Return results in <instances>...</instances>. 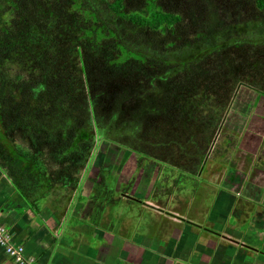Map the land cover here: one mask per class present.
Returning a JSON list of instances; mask_svg holds the SVG:
<instances>
[{
	"label": "trees",
	"instance_id": "16d2710c",
	"mask_svg": "<svg viewBox=\"0 0 264 264\" xmlns=\"http://www.w3.org/2000/svg\"><path fill=\"white\" fill-rule=\"evenodd\" d=\"M220 1L182 0L187 9L179 13L171 0H0V142L20 128L27 133L35 130L49 141L71 142L62 159L76 154L87 158L82 145L93 143L96 125L105 130L124 128L136 140L141 127L156 118H168L179 98L196 102L198 86L193 78L207 92L217 91L212 94L213 103L221 101L222 93L230 99L234 89L226 84L238 81V66L232 64L235 50L264 46V0H242L258 11V41L240 38L239 27L247 21H231L220 12ZM203 47L211 49L203 59L173 67L171 49ZM72 48H76L78 62L69 72L72 68L66 70L62 61L69 60ZM83 49L99 57L107 50L108 61L89 62ZM16 57L22 59L24 71L33 68L41 75L30 81L21 74L5 76L2 67ZM211 57L217 63L214 71L206 67ZM130 63L146 66L140 81L115 93L109 106L105 102L96 105L99 94L106 98L103 85L123 76ZM93 65H98V72H92ZM54 74L60 86L52 82ZM205 107L212 110L211 102ZM14 143L5 150L0 147V152L4 150L0 160L12 164L9 170L22 177L23 184L25 169H31L25 188L40 199L49 193L47 187L53 189L48 173L53 168L41 153ZM137 153L147 154L144 148Z\"/></svg>",
	"mask_w": 264,
	"mask_h": 264
},
{
	"label": "rangeland",
	"instance_id": "374dc122",
	"mask_svg": "<svg viewBox=\"0 0 264 264\" xmlns=\"http://www.w3.org/2000/svg\"><path fill=\"white\" fill-rule=\"evenodd\" d=\"M181 1L170 2L179 13L187 9L182 7ZM253 7L250 2L242 0H223L219 3L220 12L231 21H247V25L239 27L240 38L258 41L260 39L256 29L258 11ZM182 37L185 39L187 35L183 32ZM177 44L179 45L178 42ZM251 49L235 50L236 58L232 59V64L238 66V81H228V84L227 81L224 82L227 87L234 89L230 99L220 92L221 101L218 104L213 103L212 94L217 91L207 92L202 85L199 86L198 80L193 78L198 86L199 98L196 102L192 101L190 104L187 98H179L178 107L171 109L168 118L159 117L147 127H141L136 140L131 137V132L124 128L116 130L108 126L105 130L96 125L92 130L93 143L82 145V149L89 153L88 157L76 154L62 159L61 155L70 148L71 142L60 139L49 141L35 130L27 133L20 128L1 141L0 147L5 150L9 146H15L16 142L22 144L24 149H34L44 156L43 160L53 168L48 172L53 186V189L46 188V191L49 190V200L55 198L57 203L59 201L69 203L72 200V203L75 201L84 205L95 203L97 205L95 210L104 208L110 217H113L115 212L117 220H128V217H131L135 222L141 208L139 202L144 199L143 194H147L150 184H153L158 176L161 178L159 185L167 186L172 183L173 177L167 174L170 171L176 174L181 172L184 177L195 178L200 172L206 171L212 173L209 179L218 180L220 173L229 169L228 162L235 164L241 162L242 168L247 169L246 156L252 158L254 170H264V46ZM70 51L69 60L62 61V64L66 70L71 67L69 72H72L78 58L76 48ZM82 51L84 58L90 56L89 62L100 61L102 58V61H108L107 50L104 51L103 57L92 55L90 50ZM210 51L208 47L171 49L168 55L173 67H178L185 62L199 61ZM39 56L42 58V55ZM20 60L22 59L16 57L12 61H6L8 63L2 67L3 74L10 78L21 74L29 79L28 81L36 80L35 78L41 75V71L33 68L24 71L20 67L23 66ZM216 64L211 57L206 67L214 71ZM96 66L98 65H93L95 69L92 72L99 71ZM145 67L139 63H130L126 66L123 76L110 79L111 83L107 87L103 85L102 90L106 98L99 94L96 105L105 102L109 106L115 93L127 88L131 82L140 81ZM100 71L107 72L104 68ZM52 76V82L60 86L57 74ZM183 78L184 75L178 80ZM214 78L219 81L223 79ZM210 102L212 110L205 107ZM216 111L220 114H215ZM12 118L13 116L9 121L12 122ZM93 118L97 122L96 115ZM143 148L147 154H138L137 151ZM7 155L10 156L9 153ZM59 157L61 161H58ZM1 163L5 165V161ZM6 165L10 167L12 164ZM13 166L16 167V161ZM196 182L192 178L184 187H194ZM156 193L154 191L152 195ZM75 194L76 200H73ZM150 199L148 197V202ZM143 217L147 215L143 213Z\"/></svg>",
	"mask_w": 264,
	"mask_h": 264
},
{
	"label": "crops",
	"instance_id": "0c3cea01",
	"mask_svg": "<svg viewBox=\"0 0 264 264\" xmlns=\"http://www.w3.org/2000/svg\"><path fill=\"white\" fill-rule=\"evenodd\" d=\"M245 158L247 169L231 163L218 180L170 171L163 186L158 176L135 222L95 203L36 199L25 188L31 169L23 184L0 163V221L40 264H264V170ZM192 178L198 184L184 187ZM0 264H16L1 247Z\"/></svg>",
	"mask_w": 264,
	"mask_h": 264
},
{
	"label": "built area",
	"instance_id": "2783aa9c",
	"mask_svg": "<svg viewBox=\"0 0 264 264\" xmlns=\"http://www.w3.org/2000/svg\"><path fill=\"white\" fill-rule=\"evenodd\" d=\"M0 247L4 249L6 255L16 264H40L37 260L26 253L23 245L15 241L11 230L0 221Z\"/></svg>",
	"mask_w": 264,
	"mask_h": 264
}]
</instances>
